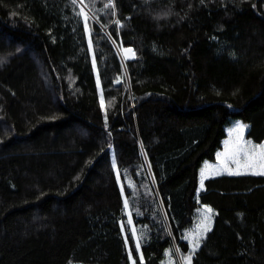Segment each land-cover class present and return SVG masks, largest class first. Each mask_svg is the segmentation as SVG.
I'll return each instance as SVG.
<instances>
[{
	"label": "trees",
	"instance_id": "16d2710c",
	"mask_svg": "<svg viewBox=\"0 0 264 264\" xmlns=\"http://www.w3.org/2000/svg\"><path fill=\"white\" fill-rule=\"evenodd\" d=\"M79 1L0 0V264H264V174L199 192L264 141V0Z\"/></svg>",
	"mask_w": 264,
	"mask_h": 264
},
{
	"label": "rangeland",
	"instance_id": "374dc122",
	"mask_svg": "<svg viewBox=\"0 0 264 264\" xmlns=\"http://www.w3.org/2000/svg\"><path fill=\"white\" fill-rule=\"evenodd\" d=\"M77 1H79V0H77ZM79 2L81 4V6H82V10L84 12L85 17L87 18V24H88V21L92 20V18L94 19V16L85 7V5L82 3L81 0ZM113 5H115V3ZM91 32H92V29H91V26L89 25V27L87 28V33H88L89 36H90ZM114 43H115V45L117 47V50H118V53H119V55L121 56L122 59L131 60V59H134L136 57V52H135L133 47H132L133 48V52L135 53L134 57L132 55L129 56V54H125V52H124V49H132L131 47H125L123 45H118L116 42H114ZM123 80H124V75L119 78L118 82H121ZM237 124H243V125L247 126L245 128V130L243 131V133L239 134V135H242L243 140H246V141L250 140L254 145H259V144L262 143V142L261 143L255 142L252 139H249L247 137L246 133H247L248 127H249V125L247 123H245L241 119L234 120L229 126H227L228 135L223 140L222 148L217 151L216 160H213V161L212 160H206L203 163V165H202V167L200 169V173H201L202 169L206 170L204 181H205V179H207L209 177L218 176V175H214L213 174L214 171H222V174H227V172H223V168H224L225 164H227L228 168L232 169L233 171L236 170V165L231 162L232 158H231L230 154L233 151V149H235L237 147V135L238 134L232 132V130L236 127ZM263 143H264V141H263ZM225 153H227L228 155H222V154H225ZM239 159L241 160V163L243 164L244 163V157L240 156ZM240 171H241V174L260 175V174H254V173H256V172H264V169H262V168L257 166L254 169H247V170L241 169ZM200 181H201V175H200ZM204 181H203V188H201V184H200L199 192H201L204 189V187H205ZM206 209H211L210 222H209L210 226H209V229L206 232H204L202 237L200 238L199 247H200V245L202 243L203 238L206 236V234L213 227V224H214V215H213L214 211H213V209L210 206H202L200 208V211L198 212L197 223L191 229H189L186 232L185 236H184V238H185V237H188L190 234L195 235V231L194 230L197 228V225L199 223H201L202 218L205 215ZM137 239H138V242L140 244V241H141L140 236L137 235ZM187 240L190 242L191 248L193 250V242H192V240H190V239H187ZM130 256H131V264H136L134 257L132 255H130ZM175 263H176V257L171 252H169L168 256H167V264H175Z\"/></svg>",
	"mask_w": 264,
	"mask_h": 264
},
{
	"label": "snow or ice",
	"instance_id": "6c2138e0",
	"mask_svg": "<svg viewBox=\"0 0 264 264\" xmlns=\"http://www.w3.org/2000/svg\"><path fill=\"white\" fill-rule=\"evenodd\" d=\"M73 3H76V0H72ZM114 7L111 3L109 5H106L105 7ZM85 22H87V18L85 17ZM89 44H91V39H89ZM125 54H131L133 57L135 53L132 49H124ZM101 103H103V100H101ZM247 126L243 124H237L236 127L232 130V132L237 133V147L233 149L231 152V162L236 165V170L233 171L232 169L228 168L227 164L224 165L223 172H227L229 175H239L241 174V169H254L257 166L264 169V143H261L259 145H254L250 140H243L242 134ZM222 155H228L227 153ZM240 156L244 157V163H241V160L239 159ZM205 172L206 170H201V188H203V181L205 178ZM214 175H221L222 171H214ZM254 174H264V172H256ZM128 206L127 199L125 200V207ZM210 213L211 209H206L205 215L202 218L201 223L197 225V228L194 230L195 235L190 234L188 237H185L186 239H190L193 242V251L197 247H199L200 238L202 237L203 233L206 232L209 229V222H210ZM131 215V214H129ZM129 223H131V220H129ZM134 232L135 229H132ZM137 248H139V243H137ZM190 264L191 257L187 258Z\"/></svg>",
	"mask_w": 264,
	"mask_h": 264
},
{
	"label": "built area",
	"instance_id": "2783aa9c",
	"mask_svg": "<svg viewBox=\"0 0 264 264\" xmlns=\"http://www.w3.org/2000/svg\"><path fill=\"white\" fill-rule=\"evenodd\" d=\"M111 4H114L115 3V0H110Z\"/></svg>",
	"mask_w": 264,
	"mask_h": 264
},
{
	"label": "water",
	"instance_id": "95a60500",
	"mask_svg": "<svg viewBox=\"0 0 264 264\" xmlns=\"http://www.w3.org/2000/svg\"><path fill=\"white\" fill-rule=\"evenodd\" d=\"M105 30H107V28H105ZM132 48V47H131ZM132 50H133V48H132Z\"/></svg>",
	"mask_w": 264,
	"mask_h": 264
},
{
	"label": "crops",
	"instance_id": "0c3cea01",
	"mask_svg": "<svg viewBox=\"0 0 264 264\" xmlns=\"http://www.w3.org/2000/svg\"><path fill=\"white\" fill-rule=\"evenodd\" d=\"M263 143V142H262Z\"/></svg>",
	"mask_w": 264,
	"mask_h": 264
}]
</instances>
